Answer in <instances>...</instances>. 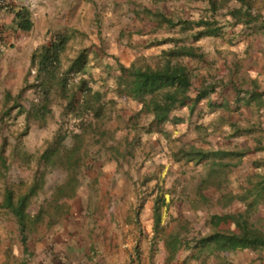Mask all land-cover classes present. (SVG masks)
<instances>
[{
	"label": "rangeland",
	"instance_id": "obj_1",
	"mask_svg": "<svg viewBox=\"0 0 264 264\" xmlns=\"http://www.w3.org/2000/svg\"><path fill=\"white\" fill-rule=\"evenodd\" d=\"M24 1L0 0V21L12 17L14 2L23 8ZM41 1L48 16L49 0ZM217 1L215 8L210 4L212 12L201 7L199 18L195 10L183 25L187 30L163 25L153 15L161 10L162 0H68L44 24L32 20L28 9L33 22L29 32L19 30L14 21L0 30V264H264V249L198 248L208 235L237 230L230 219L214 217L243 215L264 233V202L249 209L254 196L242 199L259 181L249 176L264 175V165L253 166L264 161V110L253 103L249 116L241 112L245 98L240 91L253 84L242 78L250 64L238 49L252 37L246 54L264 44L259 34L261 2L249 10L254 22L242 25L230 16L228 4L232 10L238 6L234 0ZM185 16L174 11L170 19L180 25ZM198 21L214 24L221 36L198 40L200 29H189ZM117 25L120 30H113ZM56 35L68 37L57 75L68 83L61 91L52 84L43 116L32 58ZM176 48H193L201 57L167 55ZM84 50V71L69 73ZM133 64L186 67L192 84L188 105L156 124L147 111L150 96L140 102L128 92L122 67ZM82 78L92 94L101 95L91 111L84 107ZM203 89L213 91L194 103ZM230 90L232 104L219 106L212 99L217 93L227 100ZM89 123L94 131H88L84 143L77 136ZM102 132L107 136L101 138ZM60 136L66 150L83 154L75 172L66 163L46 165L41 160ZM216 150L245 156L225 159L232 167L224 168L221 177L216 175L217 161L201 162L190 155ZM40 179L43 185L27 209L24 246L15 216L3 207L5 193L12 190L17 198ZM171 238L182 242L176 251L169 246Z\"/></svg>",
	"mask_w": 264,
	"mask_h": 264
},
{
	"label": "trees",
	"instance_id": "obj_2",
	"mask_svg": "<svg viewBox=\"0 0 264 264\" xmlns=\"http://www.w3.org/2000/svg\"><path fill=\"white\" fill-rule=\"evenodd\" d=\"M240 1L242 3L246 2V0ZM231 16L237 24H251L253 20V17L251 18L250 15L239 10H234L231 13ZM245 16L247 17L246 19ZM164 21L168 22L171 26L176 25L167 20ZM14 23L19 30L29 32L33 27L29 10L25 7L20 8L15 14ZM195 25L201 28L203 27V29L197 33V39L203 36H218L220 34V29L214 28V24L208 21H199L196 22ZM67 42L68 37L56 35L48 46L43 47L40 54L34 55L32 58V64L37 65L36 79L38 84L34 87L37 88L39 94H41L40 105L43 109V116L48 113L50 96L54 91L52 84L54 83L56 89L61 91L62 88L65 90L68 83L63 77L59 79L57 76L61 64V55L66 49ZM87 54L88 51L86 50L79 54V56L72 62L69 68V73H81L84 71L87 62ZM167 55L171 57H201L195 53L192 48H176L171 50ZM122 70L127 73V84L129 85L128 92L133 99L142 102L145 98L150 96L151 99L147 111L154 115V122L156 124L164 123L171 118V114L174 110L188 105V92L192 84L189 71L186 67L167 64L160 69H150L142 68L133 64L129 69L122 67ZM79 86L83 95L87 96L84 101L85 109L90 111L94 110L95 108L92 104L94 101L98 99L100 100V93L97 92L92 94V91L88 88L87 81L83 78L81 79ZM212 91L213 89L201 90L197 98L194 100V103L206 98ZM95 112L97 117L102 115L100 109H97ZM93 125V123L83 125L84 133L77 136L81 142H83L81 139L84 138L85 143V135H87L89 130L94 131ZM107 134V132H102L100 137L107 136ZM63 141L64 138L62 136L57 137L56 140L44 151L41 160L44 161L46 165H63L66 163L68 169L75 172V169L79 168L83 154L77 156L78 149L73 151L66 150V148L63 147ZM190 155L197 156L199 157V160H203L208 159L211 154L198 151ZM71 179L74 181L73 178ZM258 179L259 181L256 183L254 189L247 192L248 195L243 196L245 198H242L243 200H246L250 195L254 196L253 201L248 204L249 209L255 208L258 204L264 202V176L258 177ZM41 180L42 179H40V181H35L26 193L20 194L17 198L12 190L7 189L5 193L3 207L8 209L15 216L24 246L26 244L27 220L29 219L27 213L28 205L31 198H33L37 191L42 187L43 182ZM68 195L71 197L74 194L71 193ZM229 219L234 222L237 228L236 231L215 232L208 235L200 240L198 248L209 252L236 251L238 249H264V233L254 229L251 225L252 223L249 222L245 216L241 215L239 218L235 216H225L222 218L214 217L213 221H225ZM156 224H159L158 214L156 216ZM181 243V241L171 238L169 246L173 248V251H176L180 248Z\"/></svg>",
	"mask_w": 264,
	"mask_h": 264
},
{
	"label": "crops",
	"instance_id": "obj_3",
	"mask_svg": "<svg viewBox=\"0 0 264 264\" xmlns=\"http://www.w3.org/2000/svg\"><path fill=\"white\" fill-rule=\"evenodd\" d=\"M67 1L68 0H49L48 5H47L48 16L45 13L46 9L40 7V4H41L40 2H42L41 0H26V1H24V7H27V9H29L32 12V17H33L32 20L35 19V20H37L38 23L42 22L44 24L46 22L45 21L46 19H53V16H55V12L58 11V9L61 8L60 5L63 2H67ZM216 1L217 0H162V2H161V10L158 11V12H155V13H154V11H152L154 13V14L153 13L152 14L155 15L156 17L160 18L161 21L163 20L161 22L163 25H165V24L170 25L168 22H166L164 20H167V21L171 22L172 24H177V23L173 22L170 19L171 17H173L174 11L177 12V15L178 14L182 15L184 13L186 15L185 16V20L186 21L184 20L185 22L183 21L184 22V23L182 22L183 24H180V25L177 24V25L172 26V27L173 28L180 27L179 30L181 28L187 30L188 28H185L183 25L189 23L187 20L188 19H192L191 15L192 14L194 15L195 10H196V13H198L196 16H198V18H199V16H200L199 13L202 11L201 7L204 8L203 10L210 9V12H212L214 10L213 8H215V4L218 2V1L217 2ZM234 2L237 3L238 6H235V9H233V10H232L233 6L230 5L231 3L228 4V6L230 7L229 10L231 9L230 10V16H231V13L234 10H239V11H241L243 13H246V14L250 15L249 14V10H251V9L253 10L254 9L252 7V3H256L257 4V2H261L260 4H261V8L262 9L260 10V13L264 17V0H246V2H244V3H242L240 0H234ZM210 4H212L214 7L211 8ZM202 5H207V6L205 7V6H202ZM28 6H29V8H28ZM10 8L13 9V11H14L13 14H12V17L8 18L6 20L2 19L0 21V30H3L4 28L6 29L8 25L13 24V21L15 20V12H17L19 10V8H22V7L21 6L19 7V2H14V4L10 6ZM191 8L193 10H191ZM1 15L4 16V14H1ZM245 18H247V17L245 16ZM37 22L35 23V26L37 25ZM253 22H254V19L252 20V23ZM240 24L243 25L245 23H240ZM248 25H250V24H248ZM213 27L217 28L215 25ZM196 28H199L200 29L199 31H201L203 29L201 27L196 26L195 23L192 25V27H189L190 30H194ZM260 29H262L263 31H260L259 34L264 37V21L262 22V25L260 26ZM45 30H47V29H45ZM113 30H120L119 25L115 26V28ZM219 36H221V34H219L218 36H203L202 38L219 37ZM255 36H257V35H255ZM198 40H200V38H198ZM246 42L247 43L245 45L240 46L238 49L240 51H242V52H240V54L243 56L244 59L246 58L247 59V63L250 64L249 68H246V67L244 68V70H243L244 74H243L242 78H243V80L246 79V81H248V83L253 84V87H250V88H249V86H248V88L243 87L242 90L240 91V93H241L240 96H243V98H245L243 100L244 106H243L241 112L243 113V115L246 114L247 116H249L251 114V112H249V110H247V109H249V107L252 106L253 103L256 104L255 105V109H259L261 111L264 110V92H262V90H264V44L261 45L259 50L257 49L255 52H250L249 54H246V50L254 42V38L253 37L249 38V39H247ZM248 56H250V57L248 58ZM122 62L125 63L127 61L126 60H122ZM229 92H230V97H227L228 98L227 100H225L224 96H221L220 94H217V93L214 94L212 99L216 100L217 101V105H219V106L225 105V104H227V102H229L228 104L230 105V104H232L230 99H232L233 96H235V95L233 94L234 92H231V90ZM220 93L224 95V91L220 92ZM234 98L236 99V97H234ZM238 98H240V97H238ZM241 99L242 98H240V101H241ZM194 109H195V107L193 108L192 111H194ZM196 109H197V107H196ZM241 125H244V124H241ZM243 131L244 130L238 129L236 132H240L241 133ZM249 131L250 130H248V133H249ZM202 152H204V151H202ZM206 153H209V152H206ZM210 154L211 155H210V157L208 159H203V160H201V162H203L204 160L205 161H209L211 159L214 160V161H217L219 163L218 164L219 169L216 171V175L217 176L220 175L221 177L225 176V169L224 168L232 167L231 164H229L227 162L224 163L225 159H229V158H232L234 156L235 157H239V158H243L245 156L244 153H240V152H238V153L235 152L234 153V152L228 151V150H223V151L216 150V151H212V153H210ZM198 158L199 157L196 156L194 158V160H196ZM246 159L247 158H245L244 161H246ZM247 163L251 164L249 161ZM243 164H245V162ZM263 165H264V161H257V162L253 163V166L256 167V168H261V166H263ZM262 176H264V175H259L258 174V175H251L249 177H251L250 180H252L253 178H256V177L258 178V177H262ZM238 250H240V249H238ZM232 252H234V251H232Z\"/></svg>",
	"mask_w": 264,
	"mask_h": 264
}]
</instances>
